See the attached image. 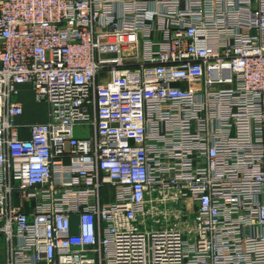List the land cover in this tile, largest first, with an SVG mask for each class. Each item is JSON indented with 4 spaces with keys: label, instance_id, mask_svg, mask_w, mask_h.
<instances>
[{
    "label": "built area",
    "instance_id": "2783aa9c",
    "mask_svg": "<svg viewBox=\"0 0 264 264\" xmlns=\"http://www.w3.org/2000/svg\"><path fill=\"white\" fill-rule=\"evenodd\" d=\"M0 237V264H264V0H0Z\"/></svg>",
    "mask_w": 264,
    "mask_h": 264
},
{
    "label": "crops",
    "instance_id": "0c3cea01",
    "mask_svg": "<svg viewBox=\"0 0 264 264\" xmlns=\"http://www.w3.org/2000/svg\"><path fill=\"white\" fill-rule=\"evenodd\" d=\"M18 100L23 104V114L16 118V123L23 126L31 123L44 122L46 119V109L43 104L36 99L34 92L31 90L29 84H23L19 86ZM45 105V104H44ZM39 107H42L44 113L39 111ZM46 107V105H45ZM21 137H28L27 130L20 129Z\"/></svg>",
    "mask_w": 264,
    "mask_h": 264
},
{
    "label": "rangeland",
    "instance_id": "374dc122",
    "mask_svg": "<svg viewBox=\"0 0 264 264\" xmlns=\"http://www.w3.org/2000/svg\"><path fill=\"white\" fill-rule=\"evenodd\" d=\"M38 102H40V101H38ZM41 103L43 104V102H40L39 105H42ZM43 106H44V108L46 109V107H45L44 104H43ZM39 111H41L42 114L44 113V110H43L42 107H39ZM3 245H4V243H3V239L0 237V262H1L2 258H3V256H2Z\"/></svg>",
    "mask_w": 264,
    "mask_h": 264
}]
</instances>
